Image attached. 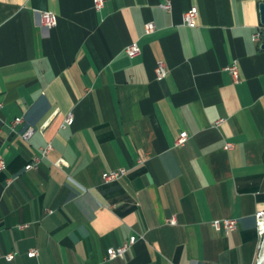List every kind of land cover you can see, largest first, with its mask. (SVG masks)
<instances>
[{
	"label": "crops",
	"instance_id": "crops-1",
	"mask_svg": "<svg viewBox=\"0 0 264 264\" xmlns=\"http://www.w3.org/2000/svg\"><path fill=\"white\" fill-rule=\"evenodd\" d=\"M166 1L106 0L96 10L93 0H0V264H255L264 38L253 34L264 0H170V10ZM42 11L58 23L45 27ZM133 42L141 52L131 57ZM182 131L189 138L176 147ZM216 219L237 228L217 230ZM132 236L124 259H105Z\"/></svg>",
	"mask_w": 264,
	"mask_h": 264
},
{
	"label": "built area",
	"instance_id": "built-area-1",
	"mask_svg": "<svg viewBox=\"0 0 264 264\" xmlns=\"http://www.w3.org/2000/svg\"><path fill=\"white\" fill-rule=\"evenodd\" d=\"M106 0H93L94 7L96 10H101L105 6ZM161 7L170 10L171 9V2L170 0H167L166 2L161 4ZM198 15V8L196 6L191 7L183 14V23L187 26H194L196 24V18ZM41 20L42 24L45 27H53L58 23V16L56 13L51 11H42L41 12ZM156 30V25L153 21H149L145 24V33L149 34ZM253 38L257 41H260L264 38V27H259V29L253 34ZM125 52L131 56H137L141 52V48L137 42H133L130 45L125 47ZM232 75L235 77V81L238 83L240 82L239 78V69L236 61H234L231 65L227 67ZM156 72V78L158 80L164 79L168 74V69L164 62H158L155 67ZM21 118H16L13 125L17 122H20ZM74 121L73 113L70 112L66 116L65 124L71 125ZM34 129L32 127L27 128L23 133L22 137L25 140H28L31 135L33 134ZM189 138V134L187 131H182L179 136L177 137L176 141L174 142V146L181 147L183 146L186 141ZM232 144L227 143L225 148H231ZM52 144L48 143L45 147L40 149V153L38 156L35 157L33 163H29L26 165V170H29L31 168H34L44 157H46L49 152L52 150ZM56 165L61 166L67 173H70L72 170V166L68 163L65 165H61L59 161L55 162ZM7 167V163L0 159V171L4 170ZM128 172V169L126 167H121L119 169L109 170L105 171L102 175L104 183H109L116 181L117 179L121 178ZM167 222L169 224H176L177 218L175 216L169 217L167 219ZM255 222H256V230L259 235V252L261 248L264 246V210H258L255 213ZM212 225L215 229L221 230L224 229L227 232L233 231L237 228V220L236 219H216L212 221ZM136 241V237L132 236L129 241L122 243L121 245L117 247H109L106 252V260H115V259H124L130 246ZM256 257L255 264H262L260 263L261 254H259ZM27 255L29 257L37 255L36 249H31L28 251ZM14 258L13 253H9L7 255V259L11 260ZM264 264V263H263Z\"/></svg>",
	"mask_w": 264,
	"mask_h": 264
},
{
	"label": "water",
	"instance_id": "water-1",
	"mask_svg": "<svg viewBox=\"0 0 264 264\" xmlns=\"http://www.w3.org/2000/svg\"><path fill=\"white\" fill-rule=\"evenodd\" d=\"M259 6H260L261 23L264 26V2H261ZM262 48H264V43L262 44Z\"/></svg>",
	"mask_w": 264,
	"mask_h": 264
},
{
	"label": "bare ground",
	"instance_id": "bare-ground-1",
	"mask_svg": "<svg viewBox=\"0 0 264 264\" xmlns=\"http://www.w3.org/2000/svg\"><path fill=\"white\" fill-rule=\"evenodd\" d=\"M260 263H264V251L261 253Z\"/></svg>",
	"mask_w": 264,
	"mask_h": 264
},
{
	"label": "rangeland",
	"instance_id": "rangeland-1",
	"mask_svg": "<svg viewBox=\"0 0 264 264\" xmlns=\"http://www.w3.org/2000/svg\"><path fill=\"white\" fill-rule=\"evenodd\" d=\"M264 251V246L261 248L259 254H261Z\"/></svg>",
	"mask_w": 264,
	"mask_h": 264
}]
</instances>
